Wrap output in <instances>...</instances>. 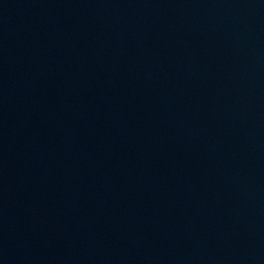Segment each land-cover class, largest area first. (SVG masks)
<instances>
[{"label": "water", "instance_id": "obj_1", "mask_svg": "<svg viewBox=\"0 0 264 264\" xmlns=\"http://www.w3.org/2000/svg\"><path fill=\"white\" fill-rule=\"evenodd\" d=\"M0 264H264V0H0Z\"/></svg>", "mask_w": 264, "mask_h": 264}]
</instances>
